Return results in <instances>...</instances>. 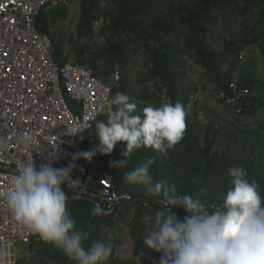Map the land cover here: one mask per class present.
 Here are the masks:
<instances>
[{"label": "trees", "instance_id": "1", "mask_svg": "<svg viewBox=\"0 0 264 264\" xmlns=\"http://www.w3.org/2000/svg\"><path fill=\"white\" fill-rule=\"evenodd\" d=\"M104 4L106 6H103ZM50 6L51 4L42 11L38 21L42 24V32L51 37V27L47 13ZM214 11L220 14L224 13L221 18L224 19L225 30L227 31H229L237 19L233 15H237L238 18L255 17L253 25L245 28L247 30L246 37L247 39L251 38L252 43L264 48V0L83 1L82 16L80 17L78 27L79 35L89 36L93 34L94 22L100 15L110 19V22L102 28V30H107L110 35L108 45L101 54L92 57L89 62L81 57L76 64L90 68L96 77L102 79L107 84H114V72L116 71V67L119 66L120 70L118 71L121 73V80L119 83L113 85L111 99L117 93L122 92L128 96L131 94V88L127 83L126 77L123 75L129 63V56L122 53L120 51L121 48L114 46V41L120 34H130L134 38L136 44L133 50L134 53L146 50L150 54L146 65L148 70L143 80L146 90L141 100H149L152 96L157 100H163L169 96L173 99L174 103L178 101L175 88L176 72L174 69L175 64H180V60L177 57L178 54L179 56L188 55L197 65L203 68L204 74L202 76L201 90L206 92L212 100H215L213 97L217 91L225 90L230 95L232 94L229 87L234 77L239 78L251 90L250 95L243 98L242 114H236L232 107L215 100L223 104L229 114L236 116L237 119V122H229L234 127V131L227 133L231 138L229 142L231 149H234L232 145L239 140V136L248 138L247 143L246 139H244L241 144L242 152H247L244 149L246 145H253L249 152L250 155L246 156L245 159H240L234 163V156L230 154L228 148L224 149V152L220 151L219 146H221V142H219V139L224 127L221 125L218 127L212 122L204 126L201 124L198 120L200 110L199 96L198 94H192L190 98L195 100L192 116H188L186 119V129L183 138L173 149L159 152L150 146L141 147L127 158V164L123 168L112 167L111 162L125 159L121 155L126 149L125 142H117L110 154L105 155L97 152L92 158V164H96L93 181L91 182L92 190L97 187L98 179L102 174L112 173L115 178V190L121 194L127 193L134 198L167 200L163 191L160 194L153 195L148 191L147 186L143 184H129L123 179L126 172L134 169L143 160L154 158L155 163L150 169L154 182H163L169 185V187H174L176 193L181 197L187 194L193 199L199 200L203 205L218 204L221 206L223 196L232 187L228 183L227 170L231 167L241 166L247 173V179L250 182L255 180L258 183V191L262 200H264V171L251 176L252 167L256 164L252 160L251 155L254 156L260 152L257 146H255V138L258 142H261L259 148L264 149V141L262 142L263 138L257 133L252 135L249 131V123L245 124V126L241 125L244 123L242 122V118L248 117L252 119L259 108H264V99L253 93L254 91L261 90L262 85L254 74L247 75L243 72L245 66L241 64L243 62L240 53L243 51L244 46L231 45V42L222 50H218L208 40L207 26L215 23L213 22L215 18L212 14ZM55 13L58 14L57 12ZM159 22L162 23L161 26H159ZM177 25L180 26L181 31L176 29ZM164 30H167L166 33L173 30L175 35H177V40L173 41L160 36L159 32ZM183 30H185L184 33ZM185 33L186 35L184 36ZM50 40L55 48V60L60 64L68 62V58H63V44L53 40V38H50ZM174 44L177 47L172 48ZM163 49L167 51H163ZM78 53L79 55L82 54L81 52ZM108 54L110 56H106ZM104 57L107 58L101 71L98 61L101 58L103 60ZM240 68L242 72L238 74L236 71H239ZM150 83H154L157 88L150 89L147 86ZM68 101L71 105L73 104L71 99H68ZM130 102L136 103L138 111L144 107L136 99H130ZM113 108L114 106H112ZM104 116L98 120L106 122L107 114H104ZM192 117L193 119L191 120ZM95 123L85 133V138L89 140L93 137L99 145L100 141L96 136ZM260 123L261 126H264V122ZM202 131H205L203 135ZM90 149L94 151L96 147L90 146ZM194 179L198 182L194 183ZM63 191L66 194L67 205L78 213L76 214L78 225L76 227L83 229L89 234L88 239L84 241L86 248L98 239H104L105 241L110 239L113 243V254L110 259L117 256L123 260L124 264H140L138 261L136 262V259L145 261L148 258V254L151 255V252L147 251L146 247L144 248L146 244L143 238L146 236L147 227L146 223L142 220L143 215H155L157 211L164 209L158 205L151 204L152 207L148 208L140 204V202H131L123 206H117L114 212H102V214L94 216L92 215V209L96 206V203L88 198H78L73 191L67 188H64ZM169 211L174 213L178 219L187 215L179 207L172 208ZM138 235L139 237L137 238L136 236ZM37 237L28 244L29 250L25 255L26 259L28 256H35L38 253L37 251V253L34 252V249L40 245L39 241H35ZM130 241L135 244L134 250L137 251L138 256H133L130 262H126L124 261L126 258L125 254L127 253L128 255L129 250H131ZM39 254L47 259V264H51L52 261L54 264H75L61 249L50 243H48V249L44 248ZM157 257L153 256L154 259H157ZM40 259L38 258V260ZM107 264L116 263L111 261L107 262Z\"/></svg>", "mask_w": 264, "mask_h": 264}, {"label": "clouds", "instance_id": "2", "mask_svg": "<svg viewBox=\"0 0 264 264\" xmlns=\"http://www.w3.org/2000/svg\"><path fill=\"white\" fill-rule=\"evenodd\" d=\"M110 103L114 108L108 111L106 122L95 123L99 145L74 160L90 161L97 152L110 154L117 142H125L121 153L125 159L111 162L112 167L123 168L135 150L150 146L166 152L183 138L188 113L179 101L148 104L138 111L136 103L121 92ZM154 163V158H146L123 179L147 186L153 195L163 191L168 200V206L155 213V229L143 238L148 248L162 254L159 264H264V200L258 183L247 179L243 167L227 170L232 187L223 196L220 210L209 212L199 200L187 194L181 197L174 187L154 182L150 172ZM73 167L43 163L37 168L33 161L18 167L10 176L11 190L4 194V204L19 228L61 249L75 264H107L113 254L112 241L98 239L86 248L89 234L75 226L68 211L61 186ZM170 207L182 208L187 215L179 220ZM102 211L96 205L92 215ZM6 256L7 249L0 247V260Z\"/></svg>", "mask_w": 264, "mask_h": 264}, {"label": "built area", "instance_id": "3", "mask_svg": "<svg viewBox=\"0 0 264 264\" xmlns=\"http://www.w3.org/2000/svg\"><path fill=\"white\" fill-rule=\"evenodd\" d=\"M58 1L0 0V247L7 249L0 264H16V246L28 245L36 237L17 226L4 204V194L11 190L10 176L32 161L37 168L43 163L56 168L73 164L62 189L90 199L103 213L131 202L148 208L168 206V200L134 198L117 192L112 173L102 174L92 190V159H73L91 150L90 146L97 148L95 138L86 140L85 133L105 113L121 73L114 72V84H107L86 66L55 60V48L38 20L47 6ZM229 88L231 95L222 90L213 98L242 114L243 98L251 90L237 77ZM204 206L209 212L221 207Z\"/></svg>", "mask_w": 264, "mask_h": 264}, {"label": "rangeland", "instance_id": "4", "mask_svg": "<svg viewBox=\"0 0 264 264\" xmlns=\"http://www.w3.org/2000/svg\"><path fill=\"white\" fill-rule=\"evenodd\" d=\"M84 0H59L55 4H52L48 10L47 13L49 15V24L51 27L50 33L51 37L47 35L48 38H53V40L60 42L63 44L62 52H63V58H68V61L71 63L78 62V59L83 57L87 62L90 61L92 57H96L97 55L101 54L105 47L108 45V39H109V32L107 30H102L106 24L110 22V19L106 16L100 15V17L95 20L94 22V33L89 36H80L78 33V27L80 23V17L82 16V3ZM103 6H106L105 4ZM109 8V7H108ZM160 9V8H159ZM162 10V9H160ZM57 12L58 14H56ZM54 14V15H53ZM213 16L215 20L213 24H209L207 26L208 34L207 38L210 42H212L215 45V48L218 50H222L227 44L231 43V45H237L238 47L244 46L243 51L240 53L241 60L243 63L242 66H245V69L243 70L244 73L247 75L254 74L260 81L262 87L261 90L254 91V95L261 96L264 99V48L260 47L258 44L252 43V39L246 37L245 30L246 27H251L255 21V17L250 18H238L237 15H233L236 17V21L232 26L230 27L229 31L225 30V22L224 19L221 18V16L224 14H220L217 11H214ZM160 23V22H159ZM216 23L218 24L216 26ZM162 23L159 24L161 26ZM176 29L180 30V26L177 25ZM175 29V30H176ZM167 30L160 31L159 35L168 39H171L173 41H176L177 38L175 35V32L168 31ZM181 31V30H180ZM177 32V30H176ZM185 30H183V33ZM186 33L184 34V36ZM246 42V43H245ZM182 45V43H181ZM114 46L117 48H121V52L125 53L129 56V63L126 67V71L124 72V76L127 79V83L131 88V94L129 95L130 99H136L140 103L143 104V106H147L148 104H152L154 106H161L165 102H173V99L171 97H167L163 100H157L154 96H152L149 100H141L142 96L146 90V85L143 83V80L145 78V74L148 70L147 62L149 61L150 54L146 50H141L138 53H134V49L136 47V44L134 42V38L131 37L130 34H120L114 41ZM173 47H177L176 44L172 45ZM163 51H167L164 50ZM78 52H81L82 54L79 55ZM168 53V52H166ZM169 54V53H168ZM110 56V54L106 55ZM178 59L180 60V64H175L174 69L176 72V97L178 98V101L181 102L188 115L186 116V119L188 116H192V110L195 103V100L191 99L190 96L192 94H198L199 103H200V110H199V118L198 120L201 122V124L207 125L210 122L214 123L216 126L224 127L222 129L219 142H221V146H219V149L221 152H224V149L228 148L229 152L232 156H234V163L235 161H238L240 159H245L246 156L250 155L251 151V144L246 145L244 149L247 150V152H242L241 150V144L246 139V143L248 142V138H242L239 136V140L232 145L234 149H231V146L229 145V142L231 140L230 135L227 133L229 131H234V127L229 123L230 121L237 122L236 116H232L229 114V112L225 109L223 104L212 100L208 97L206 92L201 90V82H202V76L204 74V70L201 66L197 65L191 57L188 55H177ZM103 58V57H102ZM99 62V69L102 71L104 67V63L107 57H104V59ZM254 62V63H253ZM116 67V71L120 70ZM228 67V66H226ZM115 71V72H116ZM238 74H241V68L239 71H236ZM239 76V75H238ZM113 78V77H112ZM197 84V85H196ZM150 89L157 88L154 83H150L147 85ZM190 98V100H189ZM110 106V104H109ZM105 107V113L107 114L109 109H112V105L109 107ZM109 107V108H108ZM104 114L100 117H105ZM99 119V120H100ZM193 117L191 118V120ZM98 120V121H99ZM229 120V121H228ZM241 125H244L249 123L250 128L249 131L254 135V133H257L260 135L264 141V126H261L260 122H264V108H259L258 111L255 113L254 118H242ZM202 135L205 131H202ZM226 144V145H225ZM255 146L259 149V155L256 153V155H251L252 160L255 161V165L252 167V175L255 176V174H258L261 171H264V152L263 148H259V145L261 142H258L255 138ZM96 164H92L90 167V178L93 177L94 170H95ZM250 173V172H248ZM68 211L70 212L71 217L76 220V211L72 210L68 205ZM184 217H180L179 220H183ZM146 223L147 232L146 236L155 229V215L154 214H144L143 219ZM37 236V235H36ZM137 238L139 237L136 236ZM143 238V236H142ZM36 242H40V245H38L34 252L37 254L35 256H28L27 259L25 258V255L27 254V251L29 250V245L27 244H18L16 246V256L17 261L16 264H47V259H45L42 255L39 254L41 250L44 248L48 249V243L43 242L40 240L39 237L36 238ZM131 242V241H130ZM130 247V246H129ZM135 244L131 242V250H129V253L125 254V260L126 262H130V260L136 256H138L137 251L134 250ZM147 251L151 252V255L148 254V258H146L145 261H142L141 259H136V262L138 261L140 264H159V260L161 257V253H157L153 251L152 249L148 248L146 245ZM131 253V255H130ZM153 256L157 257V259H154ZM152 257V258H151ZM38 258H41L38 260ZM114 261L116 264H124L123 260L121 258H118L115 256V258L109 259L108 262ZM51 264H54L53 261Z\"/></svg>", "mask_w": 264, "mask_h": 264}, {"label": "crops", "instance_id": "5", "mask_svg": "<svg viewBox=\"0 0 264 264\" xmlns=\"http://www.w3.org/2000/svg\"><path fill=\"white\" fill-rule=\"evenodd\" d=\"M109 107H110V106H109ZM109 107H108V108H109ZM109 110H110V109H109Z\"/></svg>", "mask_w": 264, "mask_h": 264}]
</instances>
